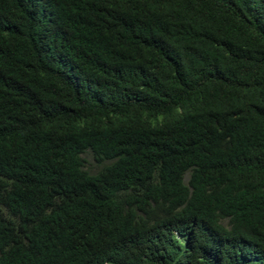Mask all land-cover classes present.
<instances>
[{"label":"trees","instance_id":"1","mask_svg":"<svg viewBox=\"0 0 264 264\" xmlns=\"http://www.w3.org/2000/svg\"><path fill=\"white\" fill-rule=\"evenodd\" d=\"M0 264H264V0H0Z\"/></svg>","mask_w":264,"mask_h":264},{"label":"rangeland","instance_id":"2","mask_svg":"<svg viewBox=\"0 0 264 264\" xmlns=\"http://www.w3.org/2000/svg\"><path fill=\"white\" fill-rule=\"evenodd\" d=\"M86 163L88 165V168L91 169L92 171L96 169V165L92 161V156L90 154H87L86 156ZM189 178V175H188Z\"/></svg>","mask_w":264,"mask_h":264}]
</instances>
